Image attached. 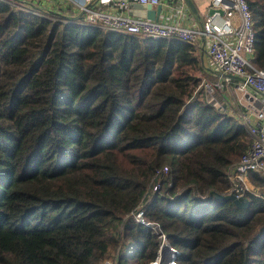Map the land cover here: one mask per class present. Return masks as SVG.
<instances>
[{"label": "trees", "instance_id": "16d2710c", "mask_svg": "<svg viewBox=\"0 0 264 264\" xmlns=\"http://www.w3.org/2000/svg\"><path fill=\"white\" fill-rule=\"evenodd\" d=\"M246 1L261 69L264 0ZM67 11L0 0V264H151L162 235L176 264H264V178L246 208L212 195L251 138L207 101L201 46Z\"/></svg>", "mask_w": 264, "mask_h": 264}, {"label": "built area", "instance_id": "2783aa9c", "mask_svg": "<svg viewBox=\"0 0 264 264\" xmlns=\"http://www.w3.org/2000/svg\"><path fill=\"white\" fill-rule=\"evenodd\" d=\"M54 1L55 3L39 1L36 4L42 9L54 8L55 11L71 6L77 12L74 15L82 18L63 19L69 24L99 27L152 40H177L195 46H201L203 39L201 49L205 51L216 78L214 82L202 80L201 86L207 101L220 111L233 113L251 138L249 149L226 171L228 189L225 195L238 198L249 193L260 196L250 183L249 175L254 173L264 178V68L259 69L251 62L255 30L246 0H209L213 13L204 19L201 28L134 17L130 14V0ZM135 1L143 6L161 4V0ZM235 17L237 22L234 24ZM224 95L232 97V107L224 101ZM167 171L168 168L164 167L158 171V175L162 176ZM158 188L159 184H156L153 191ZM143 214L142 210H138L134 215L135 221L156 229L145 221ZM161 238L160 247L167 245L165 237L162 235ZM175 255L176 253L172 254L173 261ZM101 264H118L117 257L104 259Z\"/></svg>", "mask_w": 264, "mask_h": 264}, {"label": "crops", "instance_id": "0c3cea01", "mask_svg": "<svg viewBox=\"0 0 264 264\" xmlns=\"http://www.w3.org/2000/svg\"><path fill=\"white\" fill-rule=\"evenodd\" d=\"M35 2V0H33ZM32 1V2H33ZM52 2L55 3L54 0H38V2ZM130 14L134 17L138 18H146L147 17V9L146 6L138 4L135 0H130ZM197 10V16L194 15L191 10L188 8L186 2L184 0H161V4H159L162 8L160 14V21L167 24H176L180 26L186 27H195L201 28L204 19L208 16L209 9H211L210 1L206 2L205 0H191ZM158 5L153 6L155 9ZM52 10H55L54 8ZM70 10L73 14L77 13L74 9L69 7H64L63 11ZM68 13V11H67ZM237 22V18H233V23ZM204 41L201 40V48L203 47ZM202 50V49H201ZM203 55L208 65L209 69L212 72L210 65L208 64V58L206 56L205 51L203 50ZM213 73V72H212ZM214 74V73H213Z\"/></svg>", "mask_w": 264, "mask_h": 264}, {"label": "water", "instance_id": "95a60500", "mask_svg": "<svg viewBox=\"0 0 264 264\" xmlns=\"http://www.w3.org/2000/svg\"><path fill=\"white\" fill-rule=\"evenodd\" d=\"M188 6V8L191 10V12L197 16V10L191 0H184ZM153 6L147 5V19L159 21L160 20V14H161V6L158 5L155 9L152 8ZM220 14H222V11H219ZM213 13V9H209L208 15H211ZM201 55L203 56V52H201ZM220 101V100H218ZM209 102V101H208ZM214 198L218 201H233L234 204L239 208H246L249 206V203L245 197H235L234 195H225V194H218V193H212ZM176 253L173 249H171L168 245H162L160 247L159 252V260L158 264H173V257L172 254Z\"/></svg>", "mask_w": 264, "mask_h": 264}, {"label": "rangeland", "instance_id": "374dc122", "mask_svg": "<svg viewBox=\"0 0 264 264\" xmlns=\"http://www.w3.org/2000/svg\"><path fill=\"white\" fill-rule=\"evenodd\" d=\"M33 1V0H32ZM206 2H208V0H205ZM36 2H38V0H35V4H36ZM37 5V4H36ZM53 11H55V10H53ZM200 76H201V79L202 80H204V79H206V80H209L210 82H214V81H216V78H215V75L213 74V73H209V77L208 76H204V77H202V75L200 74ZM219 93H221V90H220V92ZM223 96V95H222ZM223 99H225L224 101L225 102H227L228 103V105L230 106V107H232V97L231 96H229V95H224V97H223ZM223 101V100H222ZM257 192H258V194L260 193L258 190H256ZM254 230H257V228L256 229H254ZM156 262V263H155ZM154 263H151V264H158V262L157 261H155Z\"/></svg>", "mask_w": 264, "mask_h": 264}]
</instances>
